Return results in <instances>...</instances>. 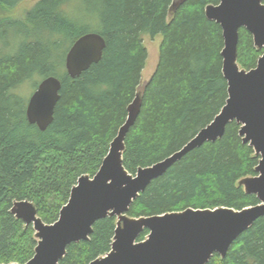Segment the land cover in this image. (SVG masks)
<instances>
[{
    "label": "trees",
    "instance_id": "16d2710c",
    "mask_svg": "<svg viewBox=\"0 0 264 264\" xmlns=\"http://www.w3.org/2000/svg\"><path fill=\"white\" fill-rule=\"evenodd\" d=\"M23 1L0 0V264H26L38 245L32 226L11 214L13 203L30 201L44 223H56L78 180L99 171L139 89L143 105L124 153L133 175L180 151L228 100L222 29L205 16V8L218 0H187L175 11V0H39L23 17H13ZM88 33L105 39L103 58L72 79L66 56ZM158 35V64L143 84L148 58L143 37ZM262 55L241 29L240 68L252 70ZM48 77L59 79L62 89L54 121L41 132L29 124L28 100L20 91L26 84L35 91V80ZM240 129L233 122L221 140L184 156L133 202L128 216L259 204L239 186L258 175L260 161L243 144ZM116 226V218L97 222L90 240L71 244L61 264H90L108 255ZM148 234L145 230L138 241ZM208 264H264V217L234 242L226 258L215 255Z\"/></svg>",
    "mask_w": 264,
    "mask_h": 264
},
{
    "label": "water",
    "instance_id": "95a60500",
    "mask_svg": "<svg viewBox=\"0 0 264 264\" xmlns=\"http://www.w3.org/2000/svg\"><path fill=\"white\" fill-rule=\"evenodd\" d=\"M187 0H175V11ZM205 8V16L222 29L224 48L223 76L228 85V100L212 123L200 130L180 151L135 175L124 166L126 138L136 123L143 105L139 89L129 105L125 124L110 145L108 155L97 174L83 176L73 187L69 202L62 208L56 223L48 225L38 216L30 201H15L11 214L25 226H32L38 245L34 257L26 264H61L67 248L90 240L94 225L106 218H116L117 226L111 252L90 264H208L218 255L226 258L234 242L264 217V3L263 0H218ZM253 38L263 51L257 66L241 69L238 64L240 30ZM106 49L105 39L97 33L81 36L70 48L65 61L70 78L76 79L99 64ZM62 83L56 77L39 82L28 100L29 124L45 132L53 123L60 100ZM241 126L243 144L251 146L260 157L257 176L239 182L247 195L259 204L242 210L234 208L193 209L164 215L131 218L133 202L151 183L191 151L206 143L221 140L229 124ZM149 232L145 241L141 234Z\"/></svg>",
    "mask_w": 264,
    "mask_h": 264
},
{
    "label": "rangeland",
    "instance_id": "374dc122",
    "mask_svg": "<svg viewBox=\"0 0 264 264\" xmlns=\"http://www.w3.org/2000/svg\"><path fill=\"white\" fill-rule=\"evenodd\" d=\"M38 1L39 0H24L12 10L13 17H23L26 12L29 11ZM143 41L148 51L146 66L142 73V82L143 84H145L147 81H149V79L156 70L159 59V47L162 42V36L158 35L155 38H151L150 36H144ZM39 80L41 79L37 78L35 82L39 83ZM34 89L35 88L33 87V84H26L25 87L20 91V94L25 99L29 100Z\"/></svg>",
    "mask_w": 264,
    "mask_h": 264
}]
</instances>
